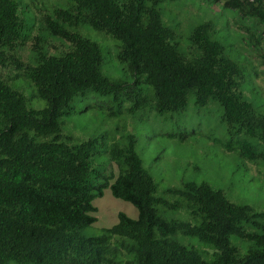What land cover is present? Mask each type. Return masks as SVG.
<instances>
[{
    "label": "trees",
    "instance_id": "obj_1",
    "mask_svg": "<svg viewBox=\"0 0 264 264\" xmlns=\"http://www.w3.org/2000/svg\"><path fill=\"white\" fill-rule=\"evenodd\" d=\"M72 1L76 3L72 9L56 10L43 25L45 31L67 40L71 49L61 56L39 52L31 66L17 52L11 53L24 27L18 3L0 0V67L12 64L20 73L25 71L48 104L40 111L29 109L26 97L0 74V264H124L120 256L125 251L136 252L125 264H264V225L252 220L263 233H245L241 223L251 221V209L230 202L207 184L190 183L183 192L187 206L201 217L200 225L161 217L155 208L156 185L133 143L110 151L119 175L112 184L107 180L96 186L91 158L98 152L97 139L75 146L57 139L37 141L58 137L60 119L71 113L77 96L88 90L119 95L131 87L105 77L99 45L67 29L88 24L122 42L120 60L137 83L145 78L153 86L158 111L185 109L189 94L200 107L216 100L233 133L245 132L264 142V116L240 92L243 69L210 38V24L194 31L192 40L201 55L187 59L173 43L174 32L162 22L157 6L164 0ZM224 5L264 24V0H224ZM242 154L251 160L264 158L248 143L242 145ZM105 188L132 203L139 217L120 213L115 226L101 236L87 237L83 230L97 222L94 200ZM178 232L213 245L216 259L207 262L196 250L175 241L172 237ZM233 234L249 236L256 248L240 257L229 240ZM118 237L137 246L117 244Z\"/></svg>",
    "mask_w": 264,
    "mask_h": 264
},
{
    "label": "rangeland",
    "instance_id": "obj_2",
    "mask_svg": "<svg viewBox=\"0 0 264 264\" xmlns=\"http://www.w3.org/2000/svg\"><path fill=\"white\" fill-rule=\"evenodd\" d=\"M16 1L24 27L19 45L12 54L17 52L21 61L35 66L39 52L61 56L71 49L67 40L45 31L43 25L56 10L72 9L76 5L74 1ZM157 7L163 24L175 34L173 43L187 59L201 55L192 40L194 31L204 24L211 25L210 38L221 43L225 55L243 69L240 79L243 98L264 116V24L244 17L238 9L225 7L224 0H164ZM67 29L99 45L102 56L100 70L105 77L131 87L119 95L88 90L85 95L77 96L71 113L60 119L58 137H37V141L57 139L75 146L97 139L98 152L91 158V177L96 186L107 180L112 184L119 175L118 165L111 161L110 151L133 143L144 168L154 180L155 197L159 200L155 208L165 220L200 225L201 217L187 206L183 192L187 184H207L221 191L230 202L251 209V221L241 223L245 233H263V228L252 220L264 225V218L256 216L264 214V158H247L242 154V145L251 144L264 153V142L245 132L233 133L223 119V108L216 100L200 107L194 94H189L185 109L161 113L157 109L153 86L146 83L145 78L137 83L127 63L120 60L123 44L119 39L88 24L67 26ZM0 74L8 79L14 90L26 97L29 109L40 111L47 107V101L39 97L25 71L20 73L15 65L9 64L0 67ZM95 192L98 193V189ZM94 205L98 210L94 214L97 222L83 230L87 237L101 236L115 226L120 213L132 219L139 217L137 208L130 202L115 198L110 188L104 189L103 196L97 197ZM172 238L196 250L207 262L216 259V248L198 237L178 232ZM229 240L238 249L240 257L256 248L255 241L249 236L233 234ZM125 241L130 248L137 246L128 238L115 240L117 244ZM132 252L125 251L120 260L124 264L132 260L136 253Z\"/></svg>",
    "mask_w": 264,
    "mask_h": 264
}]
</instances>
